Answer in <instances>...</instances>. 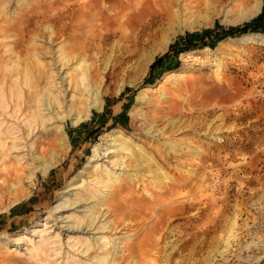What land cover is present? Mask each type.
<instances>
[{
  "label": "rangeland",
  "instance_id": "1",
  "mask_svg": "<svg viewBox=\"0 0 264 264\" xmlns=\"http://www.w3.org/2000/svg\"><path fill=\"white\" fill-rule=\"evenodd\" d=\"M85 1L0 0V184L5 187L0 238H8L0 245V264H264V0L260 13L251 17L254 2L249 0H174L171 11L179 14L173 24L137 54H130L129 41L111 40L105 54L96 57L93 74L104 104L74 125L77 114L86 111L84 100L96 103L97 88L88 85V73L77 80L84 65L76 68V60L63 58L61 49L69 53L75 44L67 38L79 32L74 27L60 37L58 17L70 7L64 14L71 22ZM250 23L245 33L217 38L221 28ZM130 31L135 32L131 27L125 32L130 36ZM188 34L200 37L186 43ZM147 62H153L149 69ZM118 64L121 69L107 80L106 73ZM31 67L39 79L31 80ZM173 72L180 77H171ZM147 87L146 121L137 108ZM41 91L44 96L35 100ZM155 112L171 116L153 121ZM152 122L167 132L161 142L186 147L183 156L189 161L178 174L195 189L209 175L210 202L202 211L169 219L165 229L173 234L154 237L164 252L145 256L127 249L150 234L155 217L146 218L126 201L149 205L142 200L151 199L144 188L154 187L161 173L153 146L137 141L149 151L141 158L106 146L93 157V148L113 130L132 135ZM189 142L204 156L219 148L220 159L207 160L198 171L199 155L190 152ZM53 155L58 162L48 174L36 172L29 180L32 170ZM12 174L23 180L17 189ZM145 181L148 185H141ZM120 204L126 209L120 211ZM197 229L205 232L199 244L177 239Z\"/></svg>",
  "mask_w": 264,
  "mask_h": 264
},
{
  "label": "bare ground",
  "instance_id": "2",
  "mask_svg": "<svg viewBox=\"0 0 264 264\" xmlns=\"http://www.w3.org/2000/svg\"><path fill=\"white\" fill-rule=\"evenodd\" d=\"M249 1L254 2V9L249 14V17L258 15L261 11L263 0H249ZM173 3H174V0H86L81 5L79 12H78V16L77 14H74L71 22L69 23L66 22V16L64 14L65 12L67 13L70 11V7H67V9H65L63 14H61V16L58 17V21L61 27L58 32L60 37L69 35L70 32H73L74 27H77V30L79 32L77 34H70L69 37L67 38L69 39L70 42H75V44H72L70 46L68 50L69 53H66L64 47L61 49L63 58L68 57L67 63H71V62L73 63V61L76 60V63H75L76 68H79L80 65L81 66L84 65V69H82V71L78 72L77 74V80H81L82 78L85 77V74L88 73L87 80H86L88 81V85H91V83H94V85H96V88H97L95 91H93V92H96V95H95L96 103H94L93 105V100L88 99L87 97L83 102L87 104L86 109H85L86 111L83 112L81 110V112L77 114L74 125H79L81 122L90 119L92 115V111L97 110V109L100 110L104 104L103 102H104L105 96L103 92L99 91V84L96 81V74L93 75L94 72L95 73L97 72V63L99 62L98 58L96 59V57L102 54L104 55L107 50L106 49L107 46L109 47V45L111 44V40L116 39V38H119L121 42L123 43L127 41L131 43L130 47L133 48L132 50L130 49L131 51L129 50L131 55L137 54L141 50V47H143L147 41L155 42L156 39L158 40L159 37L163 36L166 29H168V26L170 24H173V21H175L176 16L179 14V10L175 11L176 15L173 13L174 11H171L173 10L171 9V6ZM130 27L135 32L134 34L132 33L131 35V31H130L129 32L130 36H129L127 35L128 33L126 34L125 31H127V29H129ZM144 37H147L148 40L145 41ZM244 37H246V35ZM152 63L153 62H147L148 69ZM88 64H90V66H88ZM114 66L115 67L113 68V71H111V73L110 72L106 73L107 75L105 77L107 78V80L110 79L115 72H118L121 69L120 64L114 65ZM36 69L34 67H31L28 69L31 80L38 78V75L34 73ZM26 75L27 77L29 76L28 74ZM180 75L181 74L173 72L171 74V77L179 78ZM32 83H34V81ZM81 87H82V84H81ZM89 93H91V91ZM147 93H149V87L144 88L143 91L140 93L138 97V101L139 103H141V105L140 107L137 108V110L138 109L142 110L140 114V118L142 117L145 120L147 118V112H148L145 110L148 106H150V104L148 103L149 100L147 101L144 100L145 99L144 96ZM42 96H44V92L41 91L39 96H37L35 100H38L39 97H42ZM137 110L131 111V116H133L134 118H136L139 113V111ZM70 112L71 111H69V113ZM168 115H170V113L155 112L151 118L153 119V121L154 120L157 121V120H162V119L167 118ZM142 122L143 120L141 121L140 125L144 124ZM166 135H167V132L164 128L157 127V124L152 122L149 126H146L145 128H141V127L138 128L136 130V133L132 135L126 134V132H123L121 130H113L110 133H108L106 136H104L105 138L103 139L102 143L95 145L93 148V157L97 156V152L100 150V147L106 146L108 147V150L111 148L113 149L116 148V150L120 149L121 151L129 152L130 155L133 157L141 158V156H144V154L149 153V151H146L147 150L146 146H143L141 144L138 145L137 141L143 142L145 140L146 141L148 140L151 142V146H153L149 148L151 150L150 152L154 153V156L158 158V162H157L158 169L157 170L161 173H159L157 177L155 175V177L156 179L159 178L158 179L159 182L157 181L154 187H152L151 182L153 181L151 182L149 181L151 184L150 186H148V188H144L145 189L144 191H146L149 194V196H151V199L149 200L145 197L142 198V200L144 201H149L148 202L149 205L141 206L136 201H131V200L126 201L127 207H131L132 209H135L140 214L144 213L145 217L148 216V219L153 218V216L155 217L154 219L155 224L150 229V234L149 235L147 234V237L146 235H144L145 237L142 240H139L140 243L137 242L136 240V242L139 243L138 246L132 244L127 249V252H129L130 254H135V251L138 250L142 252L143 255L148 256L147 254H149V251L155 250L157 251V254L162 255V253L164 252L163 250L164 248L162 249V247H158V243L156 242L157 240L155 241L154 237L156 235H160L159 238L163 237V233L166 235L168 234L169 236L173 234V231H169L168 228L165 229V225L168 222V220L179 214L182 215L184 213H188L192 211H202L203 206L208 205L210 202L207 199V196L205 193L206 180L209 179V175L205 173V175L201 177L200 181L198 182L199 183L197 184L198 187L196 186V189H195L193 184H191L190 182H187L188 180L185 177H182L180 174H178L177 171L179 169V166L184 167L183 164H187V162L189 161V158H186L185 156H183L186 153L184 152L186 147L181 148L177 142H174V143L161 142V139H163ZM61 142L63 146H66L68 144L66 138L61 140ZM132 143H136V147L132 146ZM187 148H190V142ZM216 148L217 147H214L213 149L211 148L212 150H210L208 154L205 153L207 156L202 155L203 152L201 151L199 152L198 150H196L197 148L195 150L190 148V152L192 150L196 155H199L197 156V158L200 160L197 166L198 171L202 169V165L207 160H214L217 162V160L220 159L222 152L219 150V148L218 149ZM229 156H232V155H229ZM57 159H58V156L53 155V157L51 158V161L47 162L46 164H43L40 168L33 169L32 173H30L29 180L34 181L36 177L35 176L36 172H40L43 175H47L48 172L51 170V168H53L57 164L58 162ZM170 165H174V166H170ZM170 173H172V176L170 175ZM145 175L146 173L145 174L141 173V176H144L147 178H153L152 176H149V174L148 176H145ZM11 176H14V175L12 174ZM14 177H15L14 184L13 186L11 184V186L12 188L17 189L19 188L23 180L18 175ZM146 182L147 181L142 182L141 185H143L144 183L146 184ZM146 185H148V183ZM4 188L5 187L2 184H0V192ZM125 188H126V185L124 186V189ZM186 189H188V191ZM15 192H18V191H15ZM19 194L20 192L18 193V196ZM18 200L20 199H17L16 202H18ZM210 200L212 202V198ZM124 205L123 207H125ZM123 207L122 206L120 207V211H122ZM196 232L197 233L193 235L191 233L189 234L186 232H184L183 235L176 234L177 239L183 240V238L186 237L185 240L187 241L185 242V244L186 243L189 244L190 242L198 243L201 241V238H202V237H199V235H203V233L205 232L198 231V229ZM21 239L22 238H18L16 242H19ZM4 242H8V238H0V245H2ZM199 247H200V250H202L201 249L202 245H200ZM189 248H185L183 250L189 251L190 250ZM152 254L153 253L151 252L150 256ZM141 258H142V255H141ZM101 259L102 258L98 259L99 263L103 261V259L102 260ZM131 259L132 258H130V260ZM136 261H137V258H136Z\"/></svg>",
  "mask_w": 264,
  "mask_h": 264
},
{
  "label": "trees",
  "instance_id": "3",
  "mask_svg": "<svg viewBox=\"0 0 264 264\" xmlns=\"http://www.w3.org/2000/svg\"><path fill=\"white\" fill-rule=\"evenodd\" d=\"M261 17H262V16H261ZM250 28H252V23L247 24L246 26H244V27H242V28L230 29V30H228V31H224V29L221 28V33H219V35H218L217 38L220 40V39H222L223 37H227V36H229V37H235L236 35H239V34H241V33H245V32H247ZM205 34H210V32L207 31ZM199 37H200L199 34H188V35L185 37L184 40L186 41V43H192V41H193L194 39H197V38H199ZM160 60H161V59H158V60L156 61V63L153 64L152 69H154V68L156 67V64H157L158 61H160Z\"/></svg>",
  "mask_w": 264,
  "mask_h": 264
}]
</instances>
